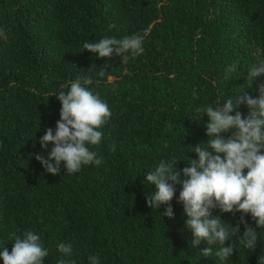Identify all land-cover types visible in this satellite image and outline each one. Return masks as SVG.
<instances>
[{
	"label": "trees",
	"instance_id": "1",
	"mask_svg": "<svg viewBox=\"0 0 264 264\" xmlns=\"http://www.w3.org/2000/svg\"><path fill=\"white\" fill-rule=\"evenodd\" d=\"M138 33L144 52L126 61L83 49L86 41ZM260 59L264 0H0V249L11 252L13 234L31 230L48 250L43 264H90V256L100 264H259L264 229L254 251L232 236V257H216L219 245L204 257L208 245H191L177 203L181 186L169 220L161 215L166 206H147L156 189L144 177L161 161L179 160L182 170L197 159L188 147L209 140L198 109L258 95L264 76L252 86L245 77ZM82 76H91L89 90L111 111L100 144L87 145L103 162L70 175L62 163L53 176L35 159L47 158L39 140L55 131L56 95L69 90L62 86ZM213 215L233 226L240 216ZM61 243L72 245L70 258Z\"/></svg>",
	"mask_w": 264,
	"mask_h": 264
},
{
	"label": "clouds",
	"instance_id": "2",
	"mask_svg": "<svg viewBox=\"0 0 264 264\" xmlns=\"http://www.w3.org/2000/svg\"><path fill=\"white\" fill-rule=\"evenodd\" d=\"M143 42L144 36L138 33L121 39L104 37L98 42L86 41L83 49L98 54L99 58L116 56L126 61L130 56L143 54ZM105 71L101 70L97 75L103 77ZM262 76L264 59L249 69L245 79L252 86ZM93 83L91 76L78 77L70 86H62L68 91L62 90L56 95L61 105L60 119L55 131L46 129L39 140L47 158L35 154L46 173L59 175L62 163L70 175L78 173L82 166H99L103 162V158L87 145L100 144L103 132L99 129L108 122L111 111L98 93L89 90L88 86ZM241 105L249 109L246 117L238 110ZM198 111L208 117L205 125L208 142L188 147L197 159H189L182 170L177 169L179 160L171 159L161 161L149 171L144 178L155 186L156 191L148 193L145 199L151 209L158 211L162 205L166 206L161 215L174 219L171 201L180 185L177 203L182 205L185 227L192 233L191 245L196 247L202 241L206 242L208 247L201 252L204 257L213 254L211 246L219 245L215 256L226 260L235 253L232 236H238L246 249L254 251L259 241L258 230L264 229V83L258 85V95L243 93L236 98L235 105L228 99L221 107L208 106ZM49 145L52 146L50 151ZM214 212L234 217L239 213L240 216L233 226L225 223L220 215H213ZM249 215L255 228L246 220ZM241 226L242 236L239 235ZM12 238L11 252L7 246L0 249L3 264H43L49 255L40 236L31 230L22 237L13 234ZM226 242L230 243L225 246ZM58 251L63 257L70 258L72 245L61 243ZM89 261L100 264L98 256H90ZM57 264L75 262L61 258ZM259 264H264V258H259Z\"/></svg>",
	"mask_w": 264,
	"mask_h": 264
}]
</instances>
